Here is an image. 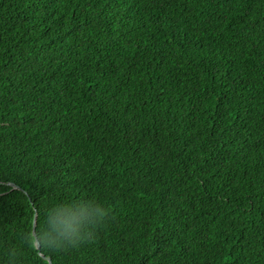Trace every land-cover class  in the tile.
I'll return each mask as SVG.
<instances>
[{"label":"trees","instance_id":"trees-1","mask_svg":"<svg viewBox=\"0 0 264 264\" xmlns=\"http://www.w3.org/2000/svg\"><path fill=\"white\" fill-rule=\"evenodd\" d=\"M42 254L264 264V0H0V264Z\"/></svg>","mask_w":264,"mask_h":264},{"label":"clouds","instance_id":"clouds-1","mask_svg":"<svg viewBox=\"0 0 264 264\" xmlns=\"http://www.w3.org/2000/svg\"><path fill=\"white\" fill-rule=\"evenodd\" d=\"M89 203L76 205L77 210L71 212L67 206H51L34 239L53 249L76 243L86 234L88 224L103 220L105 216L106 210L103 206L90 208Z\"/></svg>","mask_w":264,"mask_h":264},{"label":"water","instance_id":"water-1","mask_svg":"<svg viewBox=\"0 0 264 264\" xmlns=\"http://www.w3.org/2000/svg\"><path fill=\"white\" fill-rule=\"evenodd\" d=\"M7 184L11 185L12 187L14 188H18L19 186L16 185L15 183L13 182H6ZM35 222H36V218H34V227H33V232L35 234ZM36 247L39 248L40 247V243L38 240H36ZM43 257H45L48 261H49V264H51V259L49 256H45L44 254H42Z\"/></svg>","mask_w":264,"mask_h":264}]
</instances>
